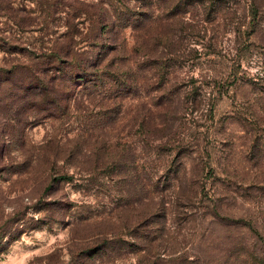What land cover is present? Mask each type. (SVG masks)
I'll use <instances>...</instances> for the list:
<instances>
[{
  "label": "rangeland",
  "instance_id": "obj_1",
  "mask_svg": "<svg viewBox=\"0 0 264 264\" xmlns=\"http://www.w3.org/2000/svg\"><path fill=\"white\" fill-rule=\"evenodd\" d=\"M0 264H264V0H0Z\"/></svg>",
  "mask_w": 264,
  "mask_h": 264
},
{
  "label": "trees",
  "instance_id": "obj_2",
  "mask_svg": "<svg viewBox=\"0 0 264 264\" xmlns=\"http://www.w3.org/2000/svg\"><path fill=\"white\" fill-rule=\"evenodd\" d=\"M52 55L55 57V59L61 61V62H66L68 65H71L73 63L74 60V56L71 53V51L64 49V48H60V50H58L57 52H53ZM34 76L36 79H38V76H40L39 72L34 71ZM71 177H68L66 175H59L56 177H53L52 180H69Z\"/></svg>",
  "mask_w": 264,
  "mask_h": 264
}]
</instances>
